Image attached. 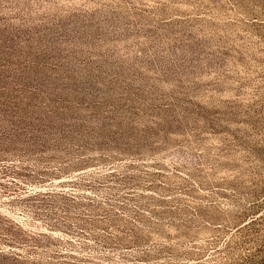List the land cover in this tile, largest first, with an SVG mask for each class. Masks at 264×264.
<instances>
[{
	"label": "rangeland",
	"instance_id": "374dc122",
	"mask_svg": "<svg viewBox=\"0 0 264 264\" xmlns=\"http://www.w3.org/2000/svg\"><path fill=\"white\" fill-rule=\"evenodd\" d=\"M0 264H264V0H0Z\"/></svg>",
	"mask_w": 264,
	"mask_h": 264
},
{
	"label": "trees",
	"instance_id": "16d2710c",
	"mask_svg": "<svg viewBox=\"0 0 264 264\" xmlns=\"http://www.w3.org/2000/svg\"><path fill=\"white\" fill-rule=\"evenodd\" d=\"M250 222H252V221H250ZM250 222H248V223H250ZM248 223H247V224H248Z\"/></svg>",
	"mask_w": 264,
	"mask_h": 264
}]
</instances>
